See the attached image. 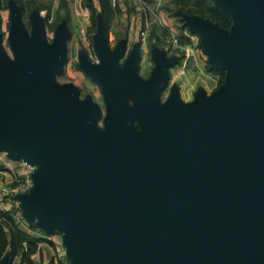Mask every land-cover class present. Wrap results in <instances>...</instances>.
<instances>
[{"label":"water","instance_id":"1","mask_svg":"<svg viewBox=\"0 0 264 264\" xmlns=\"http://www.w3.org/2000/svg\"><path fill=\"white\" fill-rule=\"evenodd\" d=\"M214 5L227 30L181 19L224 80L185 104L174 91L159 102L172 61L154 55L143 81L135 49L123 68L127 107L116 66L125 49L109 50L97 23L100 68L79 65L105 106L107 134L97 142L93 104L53 83L66 28L47 44L34 15L28 38L9 4L15 61L0 46V150L36 166L28 192L14 198L27 220L63 229L76 264H264V0Z\"/></svg>","mask_w":264,"mask_h":264},{"label":"rangeland","instance_id":"2","mask_svg":"<svg viewBox=\"0 0 264 264\" xmlns=\"http://www.w3.org/2000/svg\"><path fill=\"white\" fill-rule=\"evenodd\" d=\"M24 3L27 0H23ZM171 0H126L127 7L122 8L110 23L106 35V45L109 50L122 46L125 48L134 45L137 40L144 44L143 52L138 54L136 61V74L143 80L147 81L153 69L154 55H160L164 60L170 59L172 62L166 69L167 84L159 96V102L162 104L168 96L174 91L180 104L190 102L195 95L208 96L224 80V73L215 71L207 63V55L204 52L205 44L194 34H187L188 27L184 21L178 20L173 15L174 8L170 4ZM216 0H211L214 4ZM60 0H33L31 2L30 12H25L29 17H37L40 23H45V16L48 14L47 23L52 24L55 18V11L59 7ZM62 11L59 13V22L54 23V30L45 31V41L47 44L51 40L59 27H68L70 37L65 41V54L59 74L54 75L53 83L57 88L70 86L76 94V99L82 101L89 99L96 109V117L93 127L97 130V142L100 137L107 134L103 125L105 116V106L100 93V88L96 82L90 80L79 69L80 62L86 61L89 64L100 68V62L96 51V26L94 31L91 29L88 12L80 7V0H64L61 3ZM36 8L37 10H34ZM39 10V11H38ZM49 10V11H48ZM24 15V16H25ZM182 15V14H181ZM180 15V18H181ZM1 31L0 46L5 50V56L10 65L14 64V55L8 44L9 33H4V24L6 23V14H1ZM26 34L29 38V26L31 19L25 20L22 17ZM65 20V23H63ZM44 27V25H43ZM181 31V32H180ZM187 36L188 44H179V35ZM133 40V41H132ZM79 46L76 45L77 42ZM135 46V45H134ZM134 46L132 48L135 50ZM150 46V47H149ZM139 47V46H138ZM78 48L77 51H74ZM140 48V47H139ZM150 49V50H149ZM152 50V51H151ZM131 51L123 52L122 58L116 63L120 71V81L125 94V103L131 107L132 103L125 93L123 85V68L124 62ZM217 73V74H216ZM222 80L220 81V74ZM133 128L139 131L138 124L133 121ZM36 166L25 164L22 159L13 160L8 156V152L0 150V179L3 185L10 189L25 176L30 178L36 172ZM11 195V194H10ZM23 194H20L21 196ZM18 196V195H17ZM0 212L12 216L16 229L29 236L38 235V240L33 256L26 255V260L30 259L32 264H76L72 257V250L66 243L63 229L47 228L40 222L39 218L30 216L29 220L23 217L25 208L21 199L14 196H6L0 203ZM34 227L35 230L30 229ZM6 264H27L19 256L10 257L6 250L1 256L0 261L7 258Z\"/></svg>","mask_w":264,"mask_h":264},{"label":"trees","instance_id":"3","mask_svg":"<svg viewBox=\"0 0 264 264\" xmlns=\"http://www.w3.org/2000/svg\"><path fill=\"white\" fill-rule=\"evenodd\" d=\"M11 1L17 7L21 16V20H23L22 17L25 20L29 19L28 14L25 15V12L28 11L29 13L31 11L30 5L31 2H33V0H27L25 3L23 0H11ZM150 1L151 0H149V2ZM62 2H64V0H60L58 5L59 7H57L55 11L56 12L55 18H53L52 24L48 25L47 23L48 14L45 16V23L43 24L45 30L46 28L47 29L53 28L52 30L55 29L53 27V25H55L54 23L59 22L58 11L60 10L62 11V9H64L61 5ZM170 4L175 10L173 15L175 17H178V20H181L180 15L184 14V15L195 16L201 19L208 20L210 23L216 25L218 28L223 30H227L229 28L230 23L227 17L221 14L219 8H217L209 0H171ZM118 5L119 2L117 0H113V1L112 0H80V7L88 12V18L91 24L90 30L94 31V28L97 25V23H100L105 33V36L107 35L110 23L113 21L116 15L121 11ZM122 5L127 7L125 0H122ZM0 8H5V3H3L0 6ZM34 10L37 9L34 8ZM63 23H65V20H63ZM65 28L68 32V35H70L69 32L70 30L68 29V27L66 26ZM187 34L190 33L188 32ZM179 36L180 37L177 36L179 44L181 45L188 44L187 36L183 35V33H181V35ZM138 44H136L137 47ZM219 75H220L219 80L221 81L222 80L221 73ZM220 84L221 82L219 83V85ZM13 221L14 220L12 219V216L10 214L0 212V258L7 250L10 257L13 258L19 256V258L23 262L26 261L27 264H32L31 260L30 259L26 260L25 256L26 255L33 256L35 254V247L37 246V243L40 242L38 240V235L41 232H38L37 235L31 237L26 233H23L20 230L16 229ZM30 229L35 230L34 227H31Z\"/></svg>","mask_w":264,"mask_h":264},{"label":"crops","instance_id":"4","mask_svg":"<svg viewBox=\"0 0 264 264\" xmlns=\"http://www.w3.org/2000/svg\"><path fill=\"white\" fill-rule=\"evenodd\" d=\"M113 1V0H112ZM118 2H119V7H120V10L122 9V8H126L124 5H122V0H117ZM3 3H5V8H0V16H1V14H6V23L4 24V28H5V32L4 33H6V32H8V24H9V4H13V2L11 1V0H0V6L3 4ZM125 3H126V0H125ZM126 5H127V3H126ZM0 34H2L3 35V32L1 31V17H0ZM133 41V40H132ZM77 42V41H76ZM131 43V47H130V49H129V47H127V48H125V51H124V53L126 54V52H127V50L128 51H134V49L132 48V46H134V48L136 49V54H137V60H138V54L140 53V52H143V48H144V44H143V42L142 41H140V43H139V41L137 40V42H135L134 43V45L132 44V42H129V44ZM139 43V44H138ZM136 44H138V46L140 47H137L136 46ZM76 45L77 46H79V43L77 42L76 43ZM150 47V46H149ZM78 50V48H75V50L74 51H77ZM150 50V49H149ZM5 51V50H4Z\"/></svg>","mask_w":264,"mask_h":264},{"label":"built area","instance_id":"5","mask_svg":"<svg viewBox=\"0 0 264 264\" xmlns=\"http://www.w3.org/2000/svg\"><path fill=\"white\" fill-rule=\"evenodd\" d=\"M31 187L30 179L25 176L23 179L18 181L15 186H13L10 189H7L0 179V203L3 202V199L6 198V196H17L20 194H26ZM11 194V195H10Z\"/></svg>","mask_w":264,"mask_h":264}]
</instances>
